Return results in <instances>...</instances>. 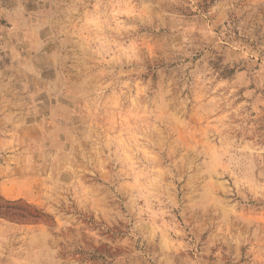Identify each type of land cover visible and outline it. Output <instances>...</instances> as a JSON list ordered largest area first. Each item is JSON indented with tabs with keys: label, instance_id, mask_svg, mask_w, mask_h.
Listing matches in <instances>:
<instances>
[{
	"label": "rangeland",
	"instance_id": "374dc122",
	"mask_svg": "<svg viewBox=\"0 0 264 264\" xmlns=\"http://www.w3.org/2000/svg\"><path fill=\"white\" fill-rule=\"evenodd\" d=\"M0 264H264V0H0Z\"/></svg>",
	"mask_w": 264,
	"mask_h": 264
}]
</instances>
